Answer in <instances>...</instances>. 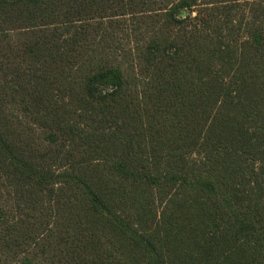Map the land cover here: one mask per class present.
<instances>
[{
    "label": "trees",
    "instance_id": "16d2710c",
    "mask_svg": "<svg viewBox=\"0 0 264 264\" xmlns=\"http://www.w3.org/2000/svg\"><path fill=\"white\" fill-rule=\"evenodd\" d=\"M0 264H264V0H0Z\"/></svg>",
    "mask_w": 264,
    "mask_h": 264
}]
</instances>
